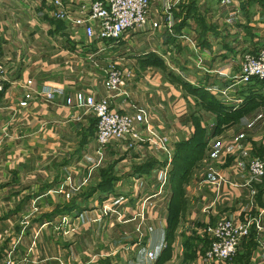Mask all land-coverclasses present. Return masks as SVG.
Wrapping results in <instances>:
<instances>
[{"label": "crops", "instance_id": "0c3cea01", "mask_svg": "<svg viewBox=\"0 0 264 264\" xmlns=\"http://www.w3.org/2000/svg\"><path fill=\"white\" fill-rule=\"evenodd\" d=\"M81 1L62 0L66 9ZM50 7L0 0V256L10 250L15 264H264L256 228L227 261L204 256L208 223L247 215L264 223V175L250 178L247 169L264 155V79L234 82L243 53L264 43V0H149V22L116 41L86 38ZM109 61L128 70L110 106L145 115L131 146L98 145L94 115L64 104L74 91L103 94ZM27 78L64 94L19 105ZM200 91L229 108L206 107ZM195 119L202 152L183 171L173 208L172 157Z\"/></svg>", "mask_w": 264, "mask_h": 264}, {"label": "built area", "instance_id": "2783aa9c", "mask_svg": "<svg viewBox=\"0 0 264 264\" xmlns=\"http://www.w3.org/2000/svg\"><path fill=\"white\" fill-rule=\"evenodd\" d=\"M48 3L53 17L65 21L70 28H80L89 39L97 37L116 41L124 31L139 30L150 19L149 0H82L74 9H66L62 0H48ZM166 19H169L168 15ZM127 72L128 70L122 71L113 61L107 62L101 82L103 94L99 96L81 90L64 94L63 87L52 82L32 88L31 79L27 78L24 81L25 90L18 103L26 105L33 95L54 100L56 96L64 94L65 105L81 108L94 115L95 140L98 145L122 139L126 146H131L143 136L145 115L141 110L120 111L112 108L109 103V96L118 90L121 77ZM254 77L264 78V43L255 52L243 53L234 82L246 84ZM3 80L4 66L0 57V89ZM220 92L225 93L226 89H220ZM247 169L250 178L264 175V155L250 158ZM156 176L161 182L164 181V170L157 171ZM223 179L224 177L218 175L216 185ZM252 224L258 231L264 232V223L251 215L243 219L223 216L208 223L205 230L209 234L210 242L204 251L206 262H224L231 258L241 240L248 235ZM147 255L151 257V251H147ZM0 264H15L10 250H5L0 256Z\"/></svg>", "mask_w": 264, "mask_h": 264}, {"label": "trees", "instance_id": "16d2710c", "mask_svg": "<svg viewBox=\"0 0 264 264\" xmlns=\"http://www.w3.org/2000/svg\"><path fill=\"white\" fill-rule=\"evenodd\" d=\"M150 55L153 57L154 60H157L156 58H154V56H156L155 53L151 52ZM177 77L181 81L185 82L184 84L188 86L191 85L187 81H184L179 76ZM252 79L258 80V79H264V78L254 77ZM252 79L250 81H252ZM201 91H205V90L202 89ZM201 91L199 92L201 99H202L201 102L206 107H211L215 109L229 108V106L221 104V102H219L214 97L212 98V97L206 96L205 94H201ZM247 93L250 94L249 98H254L253 97L254 93L251 89L248 90ZM248 100H249L248 102H243L242 104L239 105L238 112H241L243 109H245L249 103L251 104L250 99ZM225 111L227 110L225 109ZM94 120L96 122L95 117H94ZM195 123H196V130L193 133L192 137H189L186 140L177 142V146H176L177 149L175 151V154L172 157L173 168H172L171 175L169 176V182L171 185V197H172V207L173 208L178 207L179 205L178 204V196L180 193L179 186H180V178H181V175L183 174V171L187 168L189 164H191L192 161H194L197 157H199L200 153L202 152V147L204 143V140H203L204 130L201 128V126H199L197 119H195ZM167 181H168V176H167ZM168 216H169V226L171 227L172 226L171 224L173 223L174 218H175V212H170ZM252 228H255L253 224L251 225L248 234H250ZM237 251H238V248H237Z\"/></svg>", "mask_w": 264, "mask_h": 264}, {"label": "rangeland", "instance_id": "374dc122", "mask_svg": "<svg viewBox=\"0 0 264 264\" xmlns=\"http://www.w3.org/2000/svg\"><path fill=\"white\" fill-rule=\"evenodd\" d=\"M125 230H127V229H125ZM129 245H126V244H124V246L121 248V251L124 253V255H125V257H127L128 255H129V252H127V251H129Z\"/></svg>", "mask_w": 264, "mask_h": 264}]
</instances>
